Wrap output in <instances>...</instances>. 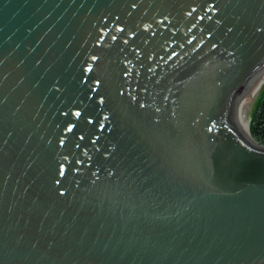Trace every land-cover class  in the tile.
Instances as JSON below:
<instances>
[{"label":"water","instance_id":"water-1","mask_svg":"<svg viewBox=\"0 0 264 264\" xmlns=\"http://www.w3.org/2000/svg\"><path fill=\"white\" fill-rule=\"evenodd\" d=\"M263 84L264 0H0V264H264Z\"/></svg>","mask_w":264,"mask_h":264},{"label":"trees","instance_id":"trees-1","mask_svg":"<svg viewBox=\"0 0 264 264\" xmlns=\"http://www.w3.org/2000/svg\"><path fill=\"white\" fill-rule=\"evenodd\" d=\"M251 135L264 145V85L256 98L250 118Z\"/></svg>","mask_w":264,"mask_h":264},{"label":"bare ground","instance_id":"bare-ground-1","mask_svg":"<svg viewBox=\"0 0 264 264\" xmlns=\"http://www.w3.org/2000/svg\"><path fill=\"white\" fill-rule=\"evenodd\" d=\"M248 122H249V121H247V124H246V125H247V126H246V127H247V132L249 131V128H250V123L248 124ZM248 134H249V133H248ZM248 137H249V140H250L251 138H250V136H249V135H248ZM250 143H252V141H251V140H250Z\"/></svg>","mask_w":264,"mask_h":264},{"label":"rangeland","instance_id":"rangeland-1","mask_svg":"<svg viewBox=\"0 0 264 264\" xmlns=\"http://www.w3.org/2000/svg\"><path fill=\"white\" fill-rule=\"evenodd\" d=\"M264 85V84H263ZM254 107V106H253ZM253 109V108H252ZM251 112H252V110H251ZM251 112H250V115H249V118H248V124L250 123V118H251ZM247 126V125H246Z\"/></svg>","mask_w":264,"mask_h":264}]
</instances>
